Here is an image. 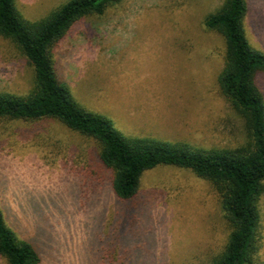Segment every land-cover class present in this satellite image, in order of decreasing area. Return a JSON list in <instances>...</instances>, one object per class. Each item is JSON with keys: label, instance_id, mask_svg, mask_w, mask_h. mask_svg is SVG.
Instances as JSON below:
<instances>
[{"label": "rangeland", "instance_id": "374dc122", "mask_svg": "<svg viewBox=\"0 0 264 264\" xmlns=\"http://www.w3.org/2000/svg\"><path fill=\"white\" fill-rule=\"evenodd\" d=\"M15 1L26 19L38 21L71 0ZM246 1L247 39L264 53V0ZM223 2L123 0L102 19L74 26L60 43V81L125 137L236 149L247 138L218 82L225 41L205 27ZM33 82V69L0 38V94L25 96ZM256 85L264 100V75ZM94 146L56 121L0 124V206L8 227L41 248L43 264H105L96 233L116 217L124 220L119 213L127 208L108 184L90 188L82 181L77 149L84 154ZM137 206L135 223H128H134L128 240L135 259L126 264H202L226 244L229 230L215 191L189 171L145 173ZM258 208L254 259L264 264V194Z\"/></svg>", "mask_w": 264, "mask_h": 264}, {"label": "trees", "instance_id": "16d2710c", "mask_svg": "<svg viewBox=\"0 0 264 264\" xmlns=\"http://www.w3.org/2000/svg\"><path fill=\"white\" fill-rule=\"evenodd\" d=\"M122 1L71 0L44 19L30 21L15 0H0V38L34 71L27 95L0 94V124L56 121L94 142L89 153L80 154L77 149L79 162L84 164L82 181L90 188L108 184L117 201L127 208L119 213L124 220L116 217L115 225L103 226L96 233L97 244L104 248L101 262L126 264L135 259L128 239L135 235L133 224L143 177L157 168L172 167L211 184L229 230L226 244L202 264H257L258 202L264 194V100L256 79L264 75V53L253 48L246 36L247 1L224 0L205 20L206 30L220 35L226 45L225 67L218 79L221 92L245 123L246 142L223 150L125 137L109 119L83 107L61 83L55 57L60 43L74 26L91 17L102 19ZM3 213L0 206V260L43 264L41 248L9 228ZM130 220L134 223L128 224Z\"/></svg>", "mask_w": 264, "mask_h": 264}]
</instances>
